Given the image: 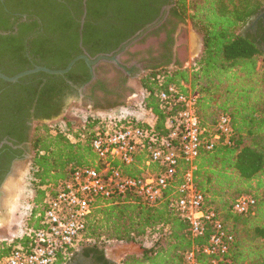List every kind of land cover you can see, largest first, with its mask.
I'll return each instance as SVG.
<instances>
[{
	"label": "trees",
	"instance_id": "1",
	"mask_svg": "<svg viewBox=\"0 0 264 264\" xmlns=\"http://www.w3.org/2000/svg\"><path fill=\"white\" fill-rule=\"evenodd\" d=\"M53 2L4 0L0 9L5 6L12 14L45 18L44 33L33 35L29 43L30 56L36 65L57 70L64 69L72 58L83 52L90 57L113 53L153 22L164 5H172L164 22L135 43L142 44L151 36L161 37L156 47L131 51L133 44L123 54L122 62L125 65L150 62L144 65L138 80L142 92H149L143 101L145 109L158 117L153 133L165 134L164 117L155 94L169 85L182 93L190 90L198 95L197 115L208 134H212L217 117H229L230 143L223 144L221 139L210 150L200 149L194 161V185L204 197L205 210L218 213L225 229L233 236L226 259L231 264H264V52L252 36L240 34L264 9V0H88L82 47L78 44L79 24L66 11L67 22L72 26L59 33L71 40L66 52L60 50L62 47L53 51ZM75 6V16L79 19L80 5ZM187 21L200 36L202 46L190 68H183L180 60L173 61L174 34L177 27ZM36 26V22L20 23L13 35L11 25L0 22V31L9 32L0 36V40H4L0 42V68L6 60H13L15 66L2 73L12 76L32 68L22 53L20 41ZM108 64L117 76L116 85L109 88L97 78L87 86L85 97L93 102L96 110L109 111L124 107L126 103L128 91L124 74L110 63L101 66ZM101 66L95 68L97 76ZM64 78L81 86L89 82L90 75L84 62L78 61L64 76L36 73L16 84L0 80V90L4 89L0 94V107L10 119L13 109L23 101L30 103L36 99L38 107L49 105L54 93L60 91L55 81L64 84ZM96 91L103 93V99L94 98ZM53 109L39 112L37 118L50 120L61 113L60 105ZM61 123L69 132L81 131L84 126L85 141L71 142L64 136ZM96 123L97 119L93 118L81 121L65 117L52 125L38 122L32 126L30 167L34 197L28 228L40 227L38 214L44 210L45 194H53V189L73 171L81 167L102 168V161L90 146ZM144 160V155L139 154L131 165L114 161L111 166L130 177L159 172L157 165L146 167ZM179 169L182 171L185 166L180 163ZM165 193L168 195L171 190ZM241 195L253 198L255 205L244 214L232 213L231 204ZM175 198L170 196L155 206L131 200L128 196L97 199L95 208L85 219L81 247L136 243L143 252L139 256L126 257L122 264H184V255L204 244L209 230L203 237H190L186 221L174 208ZM11 242L7 247H0V259L13 245L26 243L24 237ZM196 258L200 264H209L212 259L199 252Z\"/></svg>",
	"mask_w": 264,
	"mask_h": 264
},
{
	"label": "built area",
	"instance_id": "2",
	"mask_svg": "<svg viewBox=\"0 0 264 264\" xmlns=\"http://www.w3.org/2000/svg\"><path fill=\"white\" fill-rule=\"evenodd\" d=\"M142 93L139 107L146 110L143 101L149 92ZM138 96L131 95V99ZM155 96L164 117L165 134L153 133L158 117L150 110H146L149 115L144 121L131 113L124 117L87 115L82 120L97 119L90 146L102 161V168H78L53 189V194L47 193L44 210L38 214L40 227L35 230L27 227L30 212L23 233L16 237H24L26 243L13 245L0 259V264H58L69 259L81 247L85 219L95 208L97 199L128 196L131 200L155 206L173 195L176 197L174 208L186 221L190 237H203L209 230L205 243L184 255V264H200L196 258L198 252L212 257L209 264H231L226 255L233 236L225 229L218 213L205 210L204 197L193 180L194 161L200 149L210 150L221 139L223 144L230 143L229 117H217L212 134H208L207 127L201 125L197 115V94L190 90L182 93L169 85ZM77 106L82 107L80 102ZM49 122L45 124L52 123ZM61 124L64 136L71 142L85 141L84 126L81 131L69 132L64 123ZM139 154L144 155L146 167L155 164L159 172L130 177L111 166L114 161L131 165ZM180 163L185 166L182 171ZM169 189L171 193L166 195ZM254 205L253 198L241 195L233 200L231 212L244 214Z\"/></svg>",
	"mask_w": 264,
	"mask_h": 264
},
{
	"label": "flooded vegetation",
	"instance_id": "3",
	"mask_svg": "<svg viewBox=\"0 0 264 264\" xmlns=\"http://www.w3.org/2000/svg\"><path fill=\"white\" fill-rule=\"evenodd\" d=\"M47 1H51V3L54 1L53 51L55 52L57 47H62L63 49L60 50H63L62 52H66L71 45V40L68 37H63L61 34H59L60 31L66 30L68 27L71 29L72 25H69L70 23L67 22V13L73 18L75 23L79 24L78 34L80 39L78 44L80 47H82L81 37L84 24L86 22L88 0H46V2ZM0 3L4 4V0H0ZM76 4H79L81 9V15L79 19L75 16V10L77 8V6H75ZM15 17L17 18L16 22L14 21ZM44 19L45 18L38 17L37 15H31L29 18L28 14H12L5 6L2 7V10L0 9V22L11 25L13 35L17 33V26L20 23L30 24L36 22L38 24V26H36L32 31H29L30 33H26L27 35H25V37L20 41L22 45V53L31 63L32 68L38 65L35 64L32 56H30L29 43L33 39V35L44 33ZM252 20L253 25H251L252 27L248 29L246 35L252 36L259 44L260 49L264 52V9L258 12L252 18ZM8 34L9 32L0 31V36H5ZM2 41L4 40H0V42ZM54 59H56V53L53 54V60ZM2 64L3 65L0 68L1 73L2 70H9L10 67L11 69L15 67L13 60H6ZM135 71L136 70H134V72ZM63 82L64 84H59L57 81H55V87L60 89V91L59 93L57 92V94L54 93L52 102H50L49 105L38 107L36 99L30 103L23 101L17 106V108L13 109V115L10 119H8V113L0 107V185L10 173L15 163L28 161L30 159V136L32 126L38 122L44 123V121L49 122L59 118L64 114V110L67 108L70 102H77L80 96L81 87L85 86L86 88L88 86V83L78 86V82L74 83L71 80H67L66 78L63 79ZM3 90L4 89L0 90V94ZM58 105H60L61 109V113L58 116L50 120H39L37 118L39 112H46L49 108H51L53 111V108H56ZM65 264H117V262L115 261V258L108 257L104 249L86 246L80 251H76L73 255H71Z\"/></svg>",
	"mask_w": 264,
	"mask_h": 264
},
{
	"label": "rangeland",
	"instance_id": "4",
	"mask_svg": "<svg viewBox=\"0 0 264 264\" xmlns=\"http://www.w3.org/2000/svg\"><path fill=\"white\" fill-rule=\"evenodd\" d=\"M185 24H187V22ZM185 24H183V25H185ZM186 26H187L188 30L190 31V33H192V35H195L194 37L199 36L193 30L191 24H187ZM187 28L182 27L181 36L184 39V44H187V39H188L187 38ZM246 34H247V32L245 33V35ZM160 40H161V37L151 36V37H148L146 39V41H144V43L135 44L134 46H132L130 48V50L131 51H144L148 47L155 48L156 45L160 42ZM200 49L198 50V52L195 56L192 55L191 57L193 58V56H194V59L197 58L199 53H200ZM186 50L187 49L185 47H183L182 50L180 51V53L182 55L180 61L182 62L183 65L185 64L184 61L187 60ZM123 59H124L123 55H121L120 60L122 61ZM102 64L103 63L99 64V66H101ZM144 65H146V64H144ZM144 65L140 66L138 79H139L140 75L144 72ZM99 66H97V68H99ZM128 66H130V65H128ZM186 68H190V67L188 66ZM98 73H99L98 76L95 73V75H96L95 79L99 78L109 88L114 87L116 85L117 76L115 75L113 68L109 64L101 66V68L98 70ZM87 91H88V89L86 87L84 90L83 98L79 99V101H77L76 103L70 102L69 105L67 106V108L64 110L65 111L64 114L61 115L59 118L50 121V122H52L50 125H52L55 122L62 119L63 116L66 117L68 120L80 119L82 121L87 115H94V116H99V117L104 116V115L124 117V116H127V114L131 113V114L136 115L138 117V119H140V118L146 119L147 118V117H145V113L143 112L142 108L139 107L140 101L143 97V93L138 94L139 95L138 98L133 99V100L131 99L132 94L130 96H128L129 98L128 97L127 98L129 100L126 99V102L128 101L129 103L124 108H117V109H113V110H109V111H101L98 109L96 110L93 106V102L91 100L86 99L85 95L87 94ZM102 94H103L102 92L96 91L94 98L96 100L103 99ZM79 102L82 105L81 108L79 106H77ZM125 105H126V103H125ZM89 106H91V107L88 108ZM148 119H150V118H148ZM10 173H11V177L8 178L7 181H5L6 187L9 189V192H8L7 197H5V196L3 197L4 200L6 198H8L9 200L6 199L8 201H6L5 206L3 204V210L0 211V247L1 246L7 247L8 245H10L12 243L11 242L12 240H14L18 235H21L23 233V230H24L23 226L26 225L27 216L30 214L32 207H33V203L31 200L34 197V191H33L32 185H31L30 159L28 161H22L19 163H15V165L12 167ZM149 174H151V173H149ZM4 200H3V203H4ZM3 215H4V217H3ZM4 218H6V219H4ZM113 247H115V246H111V245L99 246L100 249L106 250L107 254L114 255L115 260H116L120 256L119 254H122V248H118L115 250V248H113ZM140 248H141V250L139 252L141 254L143 252V248L141 246H140ZM79 249L81 250L82 247H80ZM139 255L127 254L126 256H123V257L121 256L122 258H121V261L119 263L122 264L123 260L128 256H139ZM117 264H118V261H117Z\"/></svg>",
	"mask_w": 264,
	"mask_h": 264
},
{
	"label": "water",
	"instance_id": "5",
	"mask_svg": "<svg viewBox=\"0 0 264 264\" xmlns=\"http://www.w3.org/2000/svg\"><path fill=\"white\" fill-rule=\"evenodd\" d=\"M171 7H172V5L170 3L164 5L161 8L158 16L156 17V19L153 22L145 25L142 29L137 31L132 37H130L127 41L122 43L113 53L99 54V55H96L95 57H90L86 53L83 52L82 54H79L76 57L72 58L68 62V64L66 65V67L64 69L54 70V69H48V68L42 67V66H34L33 68L19 72L14 76H7V75L0 72V80L4 81L6 83H9V84H16L22 78L36 74V73H44L47 75L63 76L65 74H67L78 61H83L84 64L86 65V67L88 68L89 75H90V80H89L88 84L96 78L95 68L97 66H99V64H101V63H110L116 69L122 71L126 77L131 76L132 74L136 73V72H134V70H137V72H139L140 66H142L144 64H148L150 62H148V61L135 62V63L131 64L130 66H128V65H125L124 63H122V61L120 60V56L123 55L131 45H133L136 42H138L139 40H141L147 33L158 28L166 19V16H167ZM251 25H253L252 19L241 30V33H240L241 36H245V33L248 31V29L252 27ZM192 36H193L192 38H195L197 41H199L200 48H201V46H202L201 38L199 36L194 37L195 35H192ZM192 38H191V41H192ZM200 51H201V49H200ZM196 54H193V49H192V55L195 56ZM84 89H85V86H82L80 89V96H79L77 101H79V99H81L84 96V93H83ZM44 123H48V122L44 121ZM10 177H11V173H9L7 175L5 180L0 185V198L2 197L1 196V189H2L3 185L6 183L5 181H7L8 178H10ZM0 208H2L1 205H0ZM125 246L126 245H116L113 248H115V250L118 248H122V251H123V249H125L124 248ZM105 253L107 254L106 250H105ZM126 255L127 254H125L124 256H126Z\"/></svg>",
	"mask_w": 264,
	"mask_h": 264
},
{
	"label": "crops",
	"instance_id": "6",
	"mask_svg": "<svg viewBox=\"0 0 264 264\" xmlns=\"http://www.w3.org/2000/svg\"><path fill=\"white\" fill-rule=\"evenodd\" d=\"M187 24H190L188 21H187ZM187 24L183 25V24H180L177 29H176V32L174 34V46H173V61L175 62L176 59L180 60L181 59V53L180 51L182 50L183 47H185L187 50H186V56H187V60L184 61V65H183V68H186V67H190V65L192 64L193 60H194V56L193 58L191 57L192 56V45H191V38L193 37L192 36V33H190V31L188 30L187 28ZM182 27H186L187 28V44H184V39L182 38L181 34H182ZM192 59V60H191ZM123 63V62H122ZM124 74V73H123ZM137 74V75H136ZM138 76H139V72L135 73V74H132L131 76H128L126 77L125 74H124V79L126 80V84H125V88L127 89L128 92H126L125 94V98H127L128 96H130L131 94L134 95V94H140L142 93V89H141V86H140V83H139V80H138ZM90 103V102H89ZM143 112L145 113V117H148L149 114H147V111L142 109ZM151 114V113H150ZM142 121L146 120L144 118H140ZM126 246L124 247L125 249L122 251V254H120V256L115 260L116 262L118 261V264L119 262L121 261V258L125 255V254H129V255H133V254H136V255H139L140 254V245L139 244H136V243H128V244H125ZM83 248V247H82ZM140 248V249H139ZM80 250V249H79ZM77 250V251H79ZM108 257H114V255H109V254H106ZM122 256V257H121ZM68 260V259H67ZM63 261L62 263H59V264H65V262L67 261Z\"/></svg>",
	"mask_w": 264,
	"mask_h": 264
},
{
	"label": "bare ground",
	"instance_id": "7",
	"mask_svg": "<svg viewBox=\"0 0 264 264\" xmlns=\"http://www.w3.org/2000/svg\"><path fill=\"white\" fill-rule=\"evenodd\" d=\"M191 45H192V49H193V54H196L197 52H198V50L200 49V44H199V41H197L195 38H192V41H191ZM8 192H9V189L6 187V183L3 185V187H2V189H1V198H0V205L2 206V208H0V211L1 210H3V204H4V206H5V204H6V201H8L9 199L8 198H6V199H8V200H4L3 199V196H5V197H7V195H8ZM10 198V197H9ZM3 200H4V203H3ZM11 201V200H10ZM8 204V203H7ZM5 210V209H4ZM3 217H4V215H3ZM4 219H6V218H4ZM3 221V220H2Z\"/></svg>",
	"mask_w": 264,
	"mask_h": 264
}]
</instances>
